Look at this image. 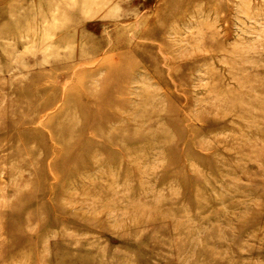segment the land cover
I'll return each mask as SVG.
<instances>
[{"label": "rangeland", "instance_id": "obj_1", "mask_svg": "<svg viewBox=\"0 0 264 264\" xmlns=\"http://www.w3.org/2000/svg\"><path fill=\"white\" fill-rule=\"evenodd\" d=\"M0 264H264V0H0Z\"/></svg>", "mask_w": 264, "mask_h": 264}]
</instances>
